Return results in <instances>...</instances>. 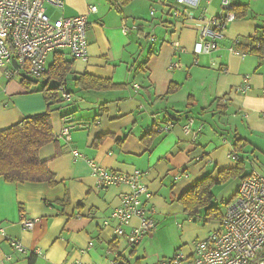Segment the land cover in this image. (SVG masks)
Returning a JSON list of instances; mask_svg holds the SVG:
<instances>
[{
	"label": "crops",
	"instance_id": "0c3cea01",
	"mask_svg": "<svg viewBox=\"0 0 264 264\" xmlns=\"http://www.w3.org/2000/svg\"><path fill=\"white\" fill-rule=\"evenodd\" d=\"M119 3L64 0L55 17L48 14L51 19L85 16L86 58L62 52L73 61V75L59 91L60 104L51 108L55 140L37 153L55 185L7 183L0 177V264H156L175 251L190 259L192 244L218 230L220 220L203 223L204 211L189 218L176 199L196 180L233 168L237 162L229 155L235 140L241 141L235 154L243 162L264 158V64L250 52L252 38L264 34L252 19L225 24L217 49L200 54L199 40L209 41L200 34L205 20L224 16L221 0L201 1L191 20L174 17L161 0ZM92 6L95 13L89 12ZM123 26L128 33H122ZM172 64L178 68L170 69ZM3 72L0 68V131L47 109L40 84L27 92L19 79L9 80ZM80 74L123 87L82 90L72 83ZM170 86L176 89L167 94ZM63 90L69 102L60 96ZM188 120L191 132L185 134ZM168 123L167 132L146 135ZM66 126L68 140L61 135ZM89 161L114 173L142 174L155 227L133 247L127 236L139 220L122 226L118 236V223L110 219L130 189L97 188ZM240 181L214 187L211 206L222 213ZM24 220L36 223L25 230ZM10 241L25 250L16 252Z\"/></svg>",
	"mask_w": 264,
	"mask_h": 264
},
{
	"label": "built area",
	"instance_id": "2783aa9c",
	"mask_svg": "<svg viewBox=\"0 0 264 264\" xmlns=\"http://www.w3.org/2000/svg\"><path fill=\"white\" fill-rule=\"evenodd\" d=\"M63 1L0 0V68L4 69L3 73L7 79L21 80L26 77L30 81H39L47 70L48 57L56 53L67 51L73 59L86 58L88 23L85 16L51 19L46 13L47 6L60 8ZM166 1L168 0H161L174 17L182 16L191 20L194 18L193 10L203 0H174L170 4ZM221 8L224 16L205 20L200 34L209 41L199 40L197 53L215 51L221 32L227 23L234 21L230 0H221ZM89 12L95 13L96 8L90 7ZM126 28L122 27L123 34L128 33ZM259 62L264 64V55L260 56ZM170 66V69L178 68L176 64ZM60 96L65 102L71 100L64 90ZM262 101L264 102V90ZM261 114L264 117V105ZM191 123L192 121L188 120L182 128L185 134L191 132ZM171 127V123H168L163 127H155L153 131L167 132ZM68 132L69 127H64L61 135L66 140L69 138ZM73 154L78 155L75 152ZM229 158L233 162L241 160L235 153L229 155ZM89 165L97 188L127 186L130 189L128 193L120 196V203L112 209L110 219L118 223L115 231L118 236L123 234L122 226H128L134 218L139 220V225L127 236L128 245L133 247L155 227L150 217L152 210L148 208L149 192L140 183L142 174L134 172L125 175L106 171L94 161H89ZM180 178L181 176L177 175L174 179ZM35 223L36 220H24L21 226L25 230H31ZM106 224L104 222V226ZM0 235L4 237L1 229ZM10 245L16 252L22 253L25 250L19 242L10 241ZM110 264L124 263L113 260ZM156 264H264V175L258 173L257 169H251L248 176L240 181L234 199L223 204L220 228L206 239L192 244L190 259L175 251L172 257Z\"/></svg>",
	"mask_w": 264,
	"mask_h": 264
},
{
	"label": "trees",
	"instance_id": "16d2710c",
	"mask_svg": "<svg viewBox=\"0 0 264 264\" xmlns=\"http://www.w3.org/2000/svg\"><path fill=\"white\" fill-rule=\"evenodd\" d=\"M122 6L127 5L132 0H118ZM246 6H233L231 11L235 19H243L247 16ZM250 52L261 56L264 55V35L253 37L251 40ZM51 64L48 65L43 77V84L40 91L46 102L47 109L43 114L26 117L16 125L0 131V177L7 183H48L55 185L54 178L49 174L46 164L40 162L37 153L40 147L52 143L55 140L51 125V113L54 106L60 104L58 96L60 89L69 75H73V61H69L62 53H56ZM21 85L27 92L34 91L39 81H30L26 77L20 80ZM74 85L82 90L91 91H114L123 85L114 84L106 79L95 78L89 74L73 76ZM49 84H53L49 86ZM176 87L170 86L167 94L175 91ZM156 132L148 130L146 135L153 137ZM240 140H235L233 145L234 153L240 152ZM249 173L245 174L243 160L234 165L231 169H225L213 176L211 174L196 180L185 192L176 199V202L184 209V213L189 218H195L204 211L203 223L219 221L222 213L211 206L215 199L212 193L213 188L222 186L228 181L242 180Z\"/></svg>",
	"mask_w": 264,
	"mask_h": 264
},
{
	"label": "rangeland",
	"instance_id": "374dc122",
	"mask_svg": "<svg viewBox=\"0 0 264 264\" xmlns=\"http://www.w3.org/2000/svg\"><path fill=\"white\" fill-rule=\"evenodd\" d=\"M174 0L166 1L168 4L173 3ZM232 6H246L247 7V17L252 19L253 23L256 24L260 28V33L264 34V0H230ZM47 8V14L52 15L55 17L57 10L56 8L46 7ZM40 85L43 84V79L39 80ZM53 84H49V86H52ZM240 158V156H239ZM254 163V164H253ZM245 170L251 171V169H256L258 173L264 175V158L258 157L257 159H254L252 164H247L244 161ZM254 165V166H252Z\"/></svg>",
	"mask_w": 264,
	"mask_h": 264
}]
</instances>
